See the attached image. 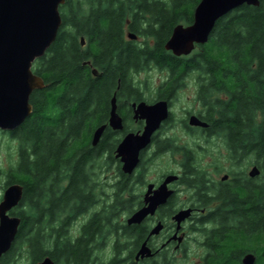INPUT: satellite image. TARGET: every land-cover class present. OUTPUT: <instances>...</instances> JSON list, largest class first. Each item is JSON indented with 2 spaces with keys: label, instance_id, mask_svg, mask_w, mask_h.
I'll return each mask as SVG.
<instances>
[{
  "label": "flooded vegetation",
  "instance_id": "af4514ba",
  "mask_svg": "<svg viewBox=\"0 0 264 264\" xmlns=\"http://www.w3.org/2000/svg\"><path fill=\"white\" fill-rule=\"evenodd\" d=\"M80 1L76 5L86 6ZM138 5L129 0L112 3L124 14L121 53L147 49L148 57L138 72L131 75L129 68L122 73L117 67L116 82L102 85L106 98L93 101L91 111L99 124L90 132L88 152L83 157L79 139L78 155L69 165L64 157L56 165L49 164L54 166L43 181L41 198L37 203L32 200L38 209L27 206L29 221L41 224L46 257L53 264H242L247 254L254 257L253 264H259L255 251H245L238 258V187L248 191L262 181L257 180L256 164L238 167L242 150L228 145L223 112L229 94L215 87L203 68L159 66L156 37L147 31L150 15L135 17L141 10ZM192 22L193 13L189 23L176 25ZM164 45V53L182 60L200 46L187 56H174ZM87 46L81 37L80 49ZM112 52H87L91 55L81 61V67L93 78H102L114 72L119 51ZM146 72L159 73L158 81H141L139 76ZM112 100L120 128L109 125ZM158 102L166 104L167 116L140 151L135 168L123 172L117 147L127 135L141 134L145 126V119L135 113L137 106ZM192 118L199 124H191ZM101 126L104 129L93 145L92 136ZM162 158L175 169L163 170ZM254 166L259 174L251 178L248 172ZM170 175L177 180L163 181ZM23 193L15 212L26 209ZM144 211L143 218L133 220ZM181 212L187 216L178 222L175 216Z\"/></svg>",
  "mask_w": 264,
  "mask_h": 264
},
{
  "label": "trees",
  "instance_id": "16d2710c",
  "mask_svg": "<svg viewBox=\"0 0 264 264\" xmlns=\"http://www.w3.org/2000/svg\"><path fill=\"white\" fill-rule=\"evenodd\" d=\"M77 1L80 0H65L60 6L62 25L56 38L33 64V73L42 78L45 86L31 94L30 116L15 131L2 133L17 143V159L5 173L0 170V175L5 177L4 186H23L26 209L11 211L12 216L20 217L21 224L11 249L0 259L1 264H12L22 255L35 264L47 256L41 224L29 221L27 206L38 209L36 203L48 170L62 157L69 165L78 155L79 139L85 157L90 132L99 124L91 111L93 101L106 98L102 85L116 82L117 67L122 73L129 68L131 75L138 72L143 58L150 53L133 48L121 53L124 14L112 6L119 0H81L84 7L76 5ZM129 1L139 3L141 10L135 12V17L150 15L147 31L156 37L154 49L159 66L203 68L210 75V82L229 94L227 110L223 112L228 145L242 150L238 167L245 169L248 164H256L260 170L257 180L262 181L259 187L248 191L238 187V258L245 251H255L258 263L264 264V0H259L258 7L243 5L220 18L208 41L183 60L164 53L163 44L176 24L191 21L200 0ZM81 37L88 42L84 51L80 49ZM93 50L102 54L109 51V55L119 51L113 56L114 72L96 79L81 67V61L91 55L87 52ZM122 77L123 74L121 80ZM74 178L73 175L71 181Z\"/></svg>",
  "mask_w": 264,
  "mask_h": 264
},
{
  "label": "water",
  "instance_id": "95a60500",
  "mask_svg": "<svg viewBox=\"0 0 264 264\" xmlns=\"http://www.w3.org/2000/svg\"><path fill=\"white\" fill-rule=\"evenodd\" d=\"M65 0H0V132L15 131L32 112L30 96L35 90H41L45 84L41 77L32 71L34 62L41 58L62 25L60 6ZM247 5L258 7L259 0H200L193 11V22L188 26L176 25L165 42L164 49L174 56L191 54L196 45L205 44L216 22ZM134 37V35H130ZM82 43V40H81ZM109 125L120 128L121 124L114 112V100ZM135 113L145 119L141 134H129L119 144L116 156L123 164L122 171L131 172L138 163L140 151L150 144L153 133L167 116L166 104L158 102L148 106L140 103ZM191 124H199L191 119ZM104 126L96 129L92 136L95 145ZM259 174L256 166L248 172L254 178ZM176 176H167L163 181H175ZM23 188L19 184L8 185L0 200V259L11 249L15 242L20 218L11 215V211L22 198ZM146 211L134 215L138 220ZM187 216L181 212L175 216L179 222ZM254 257L247 254L242 264H253ZM1 264V261H0ZM35 264H53L44 257Z\"/></svg>",
  "mask_w": 264,
  "mask_h": 264
},
{
  "label": "rangeland",
  "instance_id": "374dc122",
  "mask_svg": "<svg viewBox=\"0 0 264 264\" xmlns=\"http://www.w3.org/2000/svg\"><path fill=\"white\" fill-rule=\"evenodd\" d=\"M158 76L159 73L157 72H151V73H144L139 76V79L141 81H158ZM17 143L15 141L9 140V138L2 134L0 132V170L3 171L4 173L11 168L12 166L15 165L16 159H17ZM161 165L160 167L164 170L167 168H173L172 165H170L167 161L166 158H162L161 162H159ZM5 185V177L3 174L0 175V200L2 198V194L4 191V186ZM12 264H30L29 260L25 255H22L18 257L14 263Z\"/></svg>",
  "mask_w": 264,
  "mask_h": 264
}]
</instances>
